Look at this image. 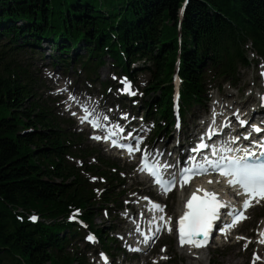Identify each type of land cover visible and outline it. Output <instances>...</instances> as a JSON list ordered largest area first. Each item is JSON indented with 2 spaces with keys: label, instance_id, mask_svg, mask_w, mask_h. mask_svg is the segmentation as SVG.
<instances>
[{
  "label": "trees",
  "instance_id": "trees-1",
  "mask_svg": "<svg viewBox=\"0 0 264 264\" xmlns=\"http://www.w3.org/2000/svg\"><path fill=\"white\" fill-rule=\"evenodd\" d=\"M182 2L0 0V38L9 39L0 40V264H83L63 247L55 249L64 242L57 221L68 205L85 206L90 199L85 181L68 168L62 131L38 101L34 79L16 52L46 40L66 54L69 43L83 41L92 58L102 59L109 51L123 66L142 52L156 62L148 92L156 96L158 114L172 121L171 77L179 49L185 105L201 101L208 68L225 74L245 64L246 39L264 56V0H190L179 31ZM28 129L33 130L23 132ZM29 211L52 225L27 222ZM90 215L88 210L86 218Z\"/></svg>",
  "mask_w": 264,
  "mask_h": 264
},
{
  "label": "snow or ice",
  "instance_id": "snow-or-ice-1",
  "mask_svg": "<svg viewBox=\"0 0 264 264\" xmlns=\"http://www.w3.org/2000/svg\"><path fill=\"white\" fill-rule=\"evenodd\" d=\"M85 119H87V116H85ZM237 119H239V117H237ZM239 122L241 125L246 123L244 120H240ZM92 124L94 127L99 126L98 122L95 120L92 121ZM252 127L255 131H260V128L255 125ZM245 138L247 139V137ZM95 139L99 140L101 137L96 136ZM103 139L108 140L109 136L106 135ZM111 143L113 146H117V141L115 139H112ZM118 146L127 147L129 153L134 150H139L138 148L134 149L132 145L120 144ZM206 147H208V145L201 141L198 147L193 148V151H199ZM261 147L264 148V145H261ZM213 152H215V149H213ZM249 155H252V153L246 151L245 157H221L220 160H208L204 164L199 165L195 171L193 169H182L179 175L180 186L183 187L192 174H202L207 172L208 166H211L213 170L220 171L222 175L228 177L227 182L230 185H239L240 188L243 189L244 193L248 196V199L244 200V207L247 208L251 199L256 198L258 201L259 198H264V153L261 154V157L254 158L251 162L246 158ZM147 157L148 153L145 152L144 158L141 160V164L143 165L141 171H148L154 178V182L161 187L165 194H167V192L176 185L177 176L173 173L170 174V178L164 179V172L162 169L166 170L172 166L166 163L161 164L159 161H152L151 164H149ZM145 199L148 198L145 197ZM223 206H225L223 202L217 200L216 193L205 191L203 196H197L193 193L191 198L186 202V210L184 214L179 218L178 232L181 246L184 244L196 248L205 246L213 228V221L217 219L218 210ZM153 209L163 212V206L158 203H153ZM230 214L233 216L232 224H225L224 228L232 227L238 220L245 218L239 210L231 212ZM31 219H35V217H31ZM159 219L163 220L164 217L161 216ZM169 219L171 218L169 217ZM224 228H221L220 231H224ZM159 230L160 226L157 225L156 231ZM261 235L264 236V233H261ZM87 239L92 240L94 238L88 236ZM145 242H147V239ZM260 242L264 243V240H261ZM255 258L258 259L259 257Z\"/></svg>",
  "mask_w": 264,
  "mask_h": 264
},
{
  "label": "rangeland",
  "instance_id": "rangeland-1",
  "mask_svg": "<svg viewBox=\"0 0 264 264\" xmlns=\"http://www.w3.org/2000/svg\"><path fill=\"white\" fill-rule=\"evenodd\" d=\"M40 46H41L40 50H35L37 52V55L33 59L32 63L36 67L39 74H42L41 69L38 68V65H35V63H39L38 59H39L40 54L58 56V52L55 48L51 47V44L49 42H42L40 44ZM75 52H77V51H75ZM78 52L80 54L84 55V51L82 49H78ZM106 61H107V66L101 68L98 72V76H97L96 81L99 83L106 82L109 80L108 74L111 72V67L109 66V63H110L109 60L107 59ZM45 62L48 63V59L42 60V63H45ZM52 69L55 70V68H52ZM67 75H71L75 82L79 81V82H81L83 87H86V85L84 83V76L79 75V73L77 71H75V68L70 69L68 71ZM144 77L147 78L146 75H144L143 78ZM254 77H256V72L252 71V70L240 73L239 80L235 85L236 86L235 89H233L231 92H229L228 86H224L222 88L221 92H219L217 94H219V96L224 97V98L229 100L230 94L234 93V95H232L230 101L234 100V102H235L237 100V96H239V97L244 96V92H245L244 88L247 86H251L247 83H249L250 80ZM237 90H239V91L237 92ZM153 97H154L153 94H150L148 96V98H146V99L148 102H150V101H152ZM241 102H243V100ZM207 107H208V104H206V106L204 107V110H206ZM192 109H194V107ZM189 115H191V114H189ZM188 119H190V116H188ZM80 143H81L82 147L88 148L89 150H92V152L97 153L96 155L99 156L101 162H102V160L104 161L105 159H107V157L103 154L102 151H100V149L89 145L86 140H82ZM102 165H103V163H102ZM117 166H120V164L119 165L117 164ZM172 210H173V207L171 208V211ZM94 212H95V210H94ZM260 212L264 213V211H261L259 209H255L252 213L254 216V218L252 219V222L247 223V225H245V227L248 225L253 226L254 224H256L258 222L259 217H260V215H259ZM261 216L264 217V214ZM94 223L96 225H99L103 229L109 228V226H110V223L104 221L99 215H97L96 218L94 219ZM214 246L209 250V252H207L205 254V256L210 257L217 264H237V262H239V264H249V260H248L249 256L246 255L245 253H243L240 250L239 246H229V247H226L224 249H216V245H214ZM171 252L173 253V255H175L174 261L177 264H189L187 256L181 255V254H176L175 250H173L172 248H171ZM192 264H197V262L193 261ZM201 264H207V260H205Z\"/></svg>",
  "mask_w": 264,
  "mask_h": 264
},
{
  "label": "bare ground",
  "instance_id": "bare-ground-1",
  "mask_svg": "<svg viewBox=\"0 0 264 264\" xmlns=\"http://www.w3.org/2000/svg\"><path fill=\"white\" fill-rule=\"evenodd\" d=\"M179 206H180V200L177 198V199H176V202H175V207H174V209H173V210H176V209H178V208H179ZM237 264H239V262H237Z\"/></svg>",
  "mask_w": 264,
  "mask_h": 264
}]
</instances>
